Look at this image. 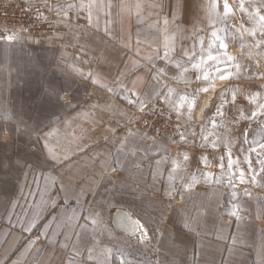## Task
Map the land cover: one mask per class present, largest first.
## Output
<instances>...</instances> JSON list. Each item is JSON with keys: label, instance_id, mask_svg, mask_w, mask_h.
Segmentation results:
<instances>
[{"label": "crops", "instance_id": "crops-1", "mask_svg": "<svg viewBox=\"0 0 264 264\" xmlns=\"http://www.w3.org/2000/svg\"><path fill=\"white\" fill-rule=\"evenodd\" d=\"M212 1L0 0L37 8L50 22L41 34L0 31V72L11 66L8 91L0 89V264H49L50 255L63 256L55 236L44 228L26 231L28 221L65 224L66 208L74 211L96 194L115 165L122 177L118 206L143 226L157 212L175 231L182 227L191 264H264V178L254 183L245 175L243 193L234 197L239 186L206 165L222 160L217 153L177 152L176 141L135 138L128 129L134 104L160 92L161 69L185 64L202 45ZM235 1L234 15L249 18L250 34H264V0ZM49 82L58 90V112L17 136V113L48 112ZM34 95L38 109L15 101ZM233 134L210 143L239 145L240 125ZM147 181L157 204L146 200Z\"/></svg>", "mask_w": 264, "mask_h": 264}, {"label": "rangeland", "instance_id": "rangeland-1", "mask_svg": "<svg viewBox=\"0 0 264 264\" xmlns=\"http://www.w3.org/2000/svg\"><path fill=\"white\" fill-rule=\"evenodd\" d=\"M215 3L217 7L210 17V27L202 38V45L185 64L167 65L161 69L166 80L159 81L160 92L134 104V115L128 129H131L130 136L135 138L176 141V146L171 147L176 148L177 152L189 148L193 154L217 153L223 159L206 162V165L210 170H224L230 185L233 188L239 186L237 193L233 194L235 197L239 192L243 193L240 170L247 172L245 175H249L248 180H251L250 177L255 175L254 170L264 168L259 163L264 160V148L261 147L264 145V34L258 33L256 38L254 33L250 34L249 18L234 15V8L239 7L235 0H228L230 12L223 8L224 0H215ZM7 5L11 4L3 6ZM34 9L39 13L37 8ZM9 25L8 16L0 11L1 32L15 30L35 33L17 30ZM222 42L226 44L225 49L220 46ZM9 67L2 66L0 72V89L3 93H7L10 85ZM219 69L225 71L220 72ZM49 83L46 98L48 112L17 113V136L29 132L28 126L35 131L58 112V90L55 82ZM3 99H6L4 104L9 103L7 96ZM26 100L33 102V109H38L41 104L40 97L35 95L31 98L17 97L15 101L23 106ZM239 125V145L210 143L221 140L223 136L233 137V131L236 134ZM187 137L194 141L193 145L184 144ZM233 154H239V157H232ZM229 156L235 158L232 169L227 167ZM193 163L197 166L200 162L194 158ZM221 164L224 167H220ZM115 166L110 167L96 194H91L81 205L77 204L74 211L66 208L65 224L57 225L54 220L48 225L32 227V233L46 229L45 232L55 236L52 244L57 245L58 242V245L61 244L59 248H63V256L50 255L49 264H191L192 258L182 251L184 229L177 227L175 231L167 217H159L157 212H151V225L143 226L147 232L143 238L139 230L133 237H126L123 234L125 231L116 226L113 216L117 207L120 208L122 177L119 166ZM255 176L256 180H251L254 183L264 178L257 174ZM147 185L149 191H146V200L150 205L157 204L158 192L150 190V181H147ZM31 195L32 190L26 207L30 212L35 203V200H30ZM55 213L53 209L48 215L53 217ZM57 237H64L63 242Z\"/></svg>", "mask_w": 264, "mask_h": 264}, {"label": "built area", "instance_id": "built-area-1", "mask_svg": "<svg viewBox=\"0 0 264 264\" xmlns=\"http://www.w3.org/2000/svg\"><path fill=\"white\" fill-rule=\"evenodd\" d=\"M0 11L8 16L11 24L9 26L17 30L42 33L50 25L49 21L41 20L38 17V12L34 8L11 4L3 6Z\"/></svg>", "mask_w": 264, "mask_h": 264}, {"label": "snow or ice", "instance_id": "snow-or-ice-1", "mask_svg": "<svg viewBox=\"0 0 264 264\" xmlns=\"http://www.w3.org/2000/svg\"><path fill=\"white\" fill-rule=\"evenodd\" d=\"M69 7L71 8L72 6L69 5ZM209 7H210L211 9L215 10V8L217 7V5H216V3H215V0H214V2H213L212 4H210ZM223 8L228 9L229 12L231 11V9H230V7H229V4H228V0H224ZM261 19H264V17H261ZM9 39H14V38H13V37H10ZM220 46H221L222 49H225V48H226V44H225L224 42H222ZM232 59H234V57H233ZM218 71L222 72V71H225V69H219ZM205 79H207V77H205ZM203 90H204V91H207L208 89H203ZM261 147L264 148V145H261ZM185 159H187V157H185ZM221 159H223V157H221ZM248 163H249V165H251V161H250V160H248ZM259 163H260L261 165H264V160L259 161ZM233 164H234V161H233V159L229 156V158L227 159V167H228L229 169H232ZM220 167H224V165L221 164ZM261 171H262V173H264V168H262ZM239 178H240L241 182H243V180H244V178H245V173H244L243 169L240 170ZM250 179H251L252 181H255V180H256V176L253 175L252 177H250ZM233 215H235V213H233ZM28 223H29L30 227H29V228H26V229H25L26 231H27V230H30L31 227H34V226H35L33 221H28ZM93 223H95V221H93ZM136 224H137L138 229H139V231H140V235H141V237H142V238H143V237H146V236H147V232H146V230L144 229L143 225H141L139 221H136ZM89 258H90V257H89Z\"/></svg>", "mask_w": 264, "mask_h": 264}, {"label": "bare ground", "instance_id": "bare-ground-1", "mask_svg": "<svg viewBox=\"0 0 264 264\" xmlns=\"http://www.w3.org/2000/svg\"><path fill=\"white\" fill-rule=\"evenodd\" d=\"M113 219L116 226L120 227L126 233L133 234L134 232L136 233V231H138V226L134 217L130 216L122 208H117Z\"/></svg>", "mask_w": 264, "mask_h": 264}]
</instances>
